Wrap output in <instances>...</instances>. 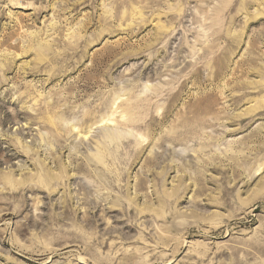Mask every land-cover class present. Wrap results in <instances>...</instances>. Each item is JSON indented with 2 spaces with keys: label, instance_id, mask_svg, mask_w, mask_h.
<instances>
[{
  "label": "rangeland",
  "instance_id": "374dc122",
  "mask_svg": "<svg viewBox=\"0 0 264 264\" xmlns=\"http://www.w3.org/2000/svg\"><path fill=\"white\" fill-rule=\"evenodd\" d=\"M0 264H264V0H0Z\"/></svg>",
  "mask_w": 264,
  "mask_h": 264
},
{
  "label": "bare ground",
  "instance_id": "6f19581e",
  "mask_svg": "<svg viewBox=\"0 0 264 264\" xmlns=\"http://www.w3.org/2000/svg\"><path fill=\"white\" fill-rule=\"evenodd\" d=\"M82 132H83V135L85 136V133H86L87 131H82ZM104 134L106 135L107 139H109V140L116 139V137H117V134L114 133V132L106 131ZM103 147H104V145H103L102 142H98V143H96L97 154L94 155V162H95V165H100V164L102 165V163H103V156L100 154V150H102ZM76 169H77V170H85V169H84V164H79V165H77V166H76ZM95 169L98 170L99 168L96 167ZM61 177H63L62 174H60V177H58V179H60ZM43 178H44V180H46L47 182H48V181H49V182H50V181H54V179H55V178H53V177H51V176H48V178H46L45 175H44ZM56 179H57V178H56Z\"/></svg>",
  "mask_w": 264,
  "mask_h": 264
}]
</instances>
